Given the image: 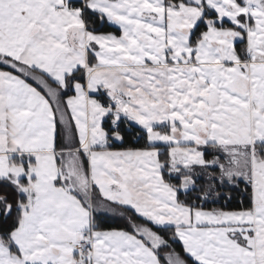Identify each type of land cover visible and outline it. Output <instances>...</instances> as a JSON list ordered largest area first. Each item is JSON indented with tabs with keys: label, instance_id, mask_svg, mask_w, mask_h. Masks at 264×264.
<instances>
[{
	"label": "snow or ice",
	"instance_id": "1",
	"mask_svg": "<svg viewBox=\"0 0 264 264\" xmlns=\"http://www.w3.org/2000/svg\"><path fill=\"white\" fill-rule=\"evenodd\" d=\"M0 264H264V0H0Z\"/></svg>",
	"mask_w": 264,
	"mask_h": 264
},
{
	"label": "trees",
	"instance_id": "2",
	"mask_svg": "<svg viewBox=\"0 0 264 264\" xmlns=\"http://www.w3.org/2000/svg\"><path fill=\"white\" fill-rule=\"evenodd\" d=\"M105 31H115V29L112 28H108L107 25H105V27L102 29ZM244 185L241 184L240 187L238 189H231L230 191L232 192V200L225 202L224 200H221L219 204L217 205H212V204H207L205 205L206 208H211V207H227L229 209H235V208H239L242 206H247L248 204V199L247 196L242 193L241 189H243ZM241 199H243V205L240 203ZM125 221L124 220H109L107 224H105V227L108 226H124ZM177 247H179V245H177Z\"/></svg>",
	"mask_w": 264,
	"mask_h": 264
},
{
	"label": "crops",
	"instance_id": "3",
	"mask_svg": "<svg viewBox=\"0 0 264 264\" xmlns=\"http://www.w3.org/2000/svg\"><path fill=\"white\" fill-rule=\"evenodd\" d=\"M61 142H62L61 139L58 137V144L61 143Z\"/></svg>",
	"mask_w": 264,
	"mask_h": 264
}]
</instances>
